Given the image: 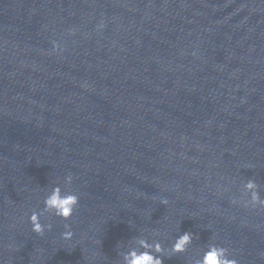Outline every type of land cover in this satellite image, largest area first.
<instances>
[{
    "label": "water",
    "instance_id": "1",
    "mask_svg": "<svg viewBox=\"0 0 264 264\" xmlns=\"http://www.w3.org/2000/svg\"><path fill=\"white\" fill-rule=\"evenodd\" d=\"M68 175L77 209L36 234ZM248 178L264 198V0H0V264H121L184 232L164 264L212 237L264 264Z\"/></svg>",
    "mask_w": 264,
    "mask_h": 264
},
{
    "label": "clouds",
    "instance_id": "2",
    "mask_svg": "<svg viewBox=\"0 0 264 264\" xmlns=\"http://www.w3.org/2000/svg\"><path fill=\"white\" fill-rule=\"evenodd\" d=\"M103 27V25H101ZM54 49L59 48V44L53 42ZM73 177L68 175L65 177V187H61L59 183L55 184L48 191L43 199V209L41 211L33 210L29 222L32 225V231L38 235H43L45 227L49 230L52 224L46 226L41 223V216L46 213L55 217H59L63 221H68L77 209L80 201L79 195L70 189ZM242 195L247 197L243 201L244 207L264 208V198L261 197V185L253 178H248L242 184ZM233 203H239L233 199ZM162 204H167L166 199L161 201ZM65 231L62 234L65 239H71L73 232L71 225L64 223ZM153 235H158L154 233ZM198 239V237H195ZM194 236L190 232H184L178 235L171 243L169 248L156 239L151 242L148 237H135L128 241L127 250L120 253L121 264H164V258H171L175 254L186 253L189 246L193 243ZM211 242L207 243L204 249L196 255L194 259L188 260L187 264H239V261L234 258L227 247L215 243V237H212ZM123 247V245H120Z\"/></svg>",
    "mask_w": 264,
    "mask_h": 264
}]
</instances>
